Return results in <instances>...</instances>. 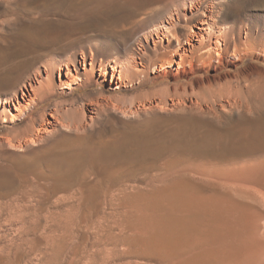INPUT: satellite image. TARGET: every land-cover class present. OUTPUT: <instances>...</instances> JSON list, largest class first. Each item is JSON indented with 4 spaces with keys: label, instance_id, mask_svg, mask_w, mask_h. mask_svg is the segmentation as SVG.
Wrapping results in <instances>:
<instances>
[{
    "label": "rangeland",
    "instance_id": "rangeland-1",
    "mask_svg": "<svg viewBox=\"0 0 264 264\" xmlns=\"http://www.w3.org/2000/svg\"><path fill=\"white\" fill-rule=\"evenodd\" d=\"M157 2L0 0V264H264V136L237 137L264 128V42L204 54L264 0L193 1L177 73L153 69L175 41L138 27Z\"/></svg>",
    "mask_w": 264,
    "mask_h": 264
},
{
    "label": "bare ground",
    "instance_id": "bare-ground-1",
    "mask_svg": "<svg viewBox=\"0 0 264 264\" xmlns=\"http://www.w3.org/2000/svg\"><path fill=\"white\" fill-rule=\"evenodd\" d=\"M119 1H121V3L124 2L125 7H127V9H130L128 7H131V9L132 8L134 9L135 7H132L133 3H138V0H124V1L119 0ZM139 1L141 3H143V6H144V5L150 4L151 2H152V4H155L153 2L158 3L157 1H159V0H139ZM193 1L195 2L196 0H168V1L164 0V2L166 4H163L164 6L162 5V9L160 11L157 14H155L154 16L147 18L148 19L147 21L145 20V22H143V23L141 22L142 23L141 26H138V27H140L141 30L146 31V29H147L146 32L142 31V32H144L143 34H147V33L154 31V30H155V32L157 31V34H158L159 31L162 33V30H165L167 33L166 34L167 43L165 45V48H169V46H171V44H173V42H171L172 40L175 41V43H176V49H175L174 55L171 56L170 58L168 57L169 58L168 60H165L166 58L165 59L163 58L165 60V62H162L163 59L162 60L160 59L161 63L158 65L157 68L155 66L153 67L154 71L155 70H157V72L163 71L165 73V71H168L167 68H173L175 66V68H174L175 72L174 73H177L179 71V68H181L183 65L186 64L185 62H187L186 58L188 56V54H187L188 50L186 49V46L182 45V40L180 39V36L177 34L175 35L174 31L179 26H182L186 22H188V15H187L186 9L188 7L189 8L194 7ZM124 3H122L121 6H123ZM118 6L116 5L114 8H116ZM121 6L118 9H120ZM134 6H137V5H134ZM137 8H140V6L139 7L137 6ZM118 9H116V11H119ZM123 10H124V8H123ZM125 10H126V8H125ZM110 11H111V9L109 10V12ZM112 11H113V9H112ZM126 11H130V10H126ZM113 13H114V11H113ZM109 15H110V13H109ZM164 22H166V23L168 22V26H169L168 28L166 25H165L166 27L164 26ZM219 22L221 23L222 35L220 36L221 38H219V40L214 45H211V46L209 45V48L204 52V54L208 57V59L211 57L213 60H215V62H219L221 60V58H223L225 55H228V56L233 57V58H237L238 52H241L245 56L249 55L251 52L248 48L247 49L244 47H243V49L240 48L241 51L238 49V52L235 49L232 50L233 46H234L233 48H235L236 46L241 45V42H242L241 33H242V31H245V29H247V28L250 31L248 33V37H247L249 42H253L255 44H258V43L260 44V43L264 42V13H262V12H252V13L247 14V13H243L240 11H234L228 17H225V16L220 17ZM164 27H165V29H163ZM197 36H198V33H196L193 30V28L191 27L190 32L186 35L185 45H187V46L189 45L192 47L193 46L192 42L194 41V39ZM161 41H162V39L159 41H156L154 46H157V45L159 46V44H161ZM105 45H104L105 50L104 49L103 50L106 53H103V55L104 56L108 55L110 57L112 54L108 53V52H110L109 48H114L115 46L112 44H109V43H106ZM244 46L246 47V45H244ZM159 47H158V49H159ZM172 47H174V46H172ZM155 48L156 47H154V49ZM117 50L119 51L118 47L116 48V51ZM169 50H170V48H169ZM101 52H103V51H101ZM164 52H165V50H164ZM166 52H168V51H166ZM176 56L179 58V60H175ZM230 57H228V58H230ZM71 62L75 65V67H74L75 71H74V73H72L69 76V78H67L66 81L65 80L63 81V86L65 88H69L72 84H76L78 77H80L78 74V71L80 69L77 67L78 63H79L77 61V57L73 56L71 58ZM91 64H92V60L90 61L89 65L91 66ZM83 66L86 69L85 64H83ZM183 67H185V66H183ZM102 69L104 70L103 77H105L104 74L107 72V66H106V64H104V62L102 63ZM90 73H91V71H90ZM103 80H105V78ZM116 85H118V84L116 83ZM116 87H118V86H116ZM33 101H34L33 96L29 97L28 102L25 101L24 103H21L18 101L16 106H15V112L16 113L15 114L10 113V122H14L15 118H17V117H21V115L28 109V107L30 106V103ZM51 116L54 117L53 115H51ZM47 124H49V122ZM47 124L44 125V124L40 123L36 127L33 135L28 140H26L25 142H28V141L35 142V140L39 139L41 137V134L46 131V125ZM237 134H238L237 137L241 141L249 142V141L254 140L260 136L262 137V135L264 136V128L254 126V123H253V125H249L247 122L246 125H242L238 129Z\"/></svg>",
    "mask_w": 264,
    "mask_h": 264
},
{
    "label": "water",
    "instance_id": "water-1",
    "mask_svg": "<svg viewBox=\"0 0 264 264\" xmlns=\"http://www.w3.org/2000/svg\"><path fill=\"white\" fill-rule=\"evenodd\" d=\"M27 25H28V24H27ZM27 25H26V26H27ZM34 26H35V27L37 26V24L34 23V22H31V24L28 25V27H30V28H32V27H34Z\"/></svg>",
    "mask_w": 264,
    "mask_h": 264
}]
</instances>
